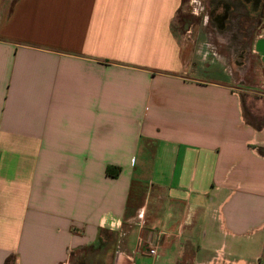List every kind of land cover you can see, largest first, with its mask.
<instances>
[{
    "label": "crops",
    "instance_id": "crops-1",
    "mask_svg": "<svg viewBox=\"0 0 264 264\" xmlns=\"http://www.w3.org/2000/svg\"><path fill=\"white\" fill-rule=\"evenodd\" d=\"M184 1L0 0V264H264V24Z\"/></svg>",
    "mask_w": 264,
    "mask_h": 264
},
{
    "label": "rangeland",
    "instance_id": "rangeland-1",
    "mask_svg": "<svg viewBox=\"0 0 264 264\" xmlns=\"http://www.w3.org/2000/svg\"><path fill=\"white\" fill-rule=\"evenodd\" d=\"M188 7V8H187ZM186 10V11H183ZM197 11L199 19H207L209 22L216 23L218 30L224 32L229 46L235 54V64L246 61L251 49V39L255 29L263 25L258 13L260 7L256 9L253 4H246L243 0H195L189 6L187 0L184 1L182 11L176 17L175 22H188L194 17L193 11ZM253 60L247 62L250 63ZM248 75L251 72L247 65ZM245 84V82H241ZM247 88L242 94L244 112L248 120L253 123L264 122V88L261 76L254 75L253 80L247 77ZM254 85H251V84ZM262 98V99H261ZM260 99L262 100L260 102Z\"/></svg>",
    "mask_w": 264,
    "mask_h": 264
},
{
    "label": "trees",
    "instance_id": "trees-1",
    "mask_svg": "<svg viewBox=\"0 0 264 264\" xmlns=\"http://www.w3.org/2000/svg\"><path fill=\"white\" fill-rule=\"evenodd\" d=\"M245 2H252L253 4H258L259 0H244ZM107 173L110 175H116V171H113V169L108 168Z\"/></svg>",
    "mask_w": 264,
    "mask_h": 264
},
{
    "label": "built area",
    "instance_id": "built-area-1",
    "mask_svg": "<svg viewBox=\"0 0 264 264\" xmlns=\"http://www.w3.org/2000/svg\"><path fill=\"white\" fill-rule=\"evenodd\" d=\"M148 253H150V254H154V253H155V249H154V248H150V249L148 250Z\"/></svg>",
    "mask_w": 264,
    "mask_h": 264
}]
</instances>
